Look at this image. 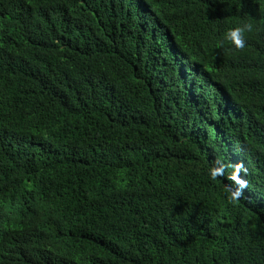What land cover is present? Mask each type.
Segmentation results:
<instances>
[{
	"label": "trees",
	"instance_id": "trees-1",
	"mask_svg": "<svg viewBox=\"0 0 264 264\" xmlns=\"http://www.w3.org/2000/svg\"><path fill=\"white\" fill-rule=\"evenodd\" d=\"M0 197V264H264V0H0Z\"/></svg>",
	"mask_w": 264,
	"mask_h": 264
},
{
	"label": "clouds",
	"instance_id": "clouds-1",
	"mask_svg": "<svg viewBox=\"0 0 264 264\" xmlns=\"http://www.w3.org/2000/svg\"><path fill=\"white\" fill-rule=\"evenodd\" d=\"M251 31V25H244L243 27H237L232 29L228 33V39L232 41L236 48H243L245 41L243 38V32ZM0 197V249L4 247L9 241H12L13 233L16 232L14 225L16 224L20 213L17 212V208L10 207V201H4ZM16 247L8 246L5 251L7 253H14Z\"/></svg>",
	"mask_w": 264,
	"mask_h": 264
}]
</instances>
